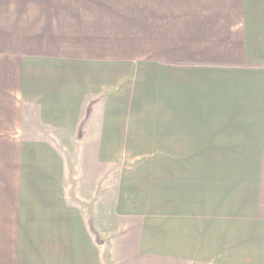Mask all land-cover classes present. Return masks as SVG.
Here are the masks:
<instances>
[{
  "label": "crops",
  "instance_id": "0c3cea01",
  "mask_svg": "<svg viewBox=\"0 0 264 264\" xmlns=\"http://www.w3.org/2000/svg\"><path fill=\"white\" fill-rule=\"evenodd\" d=\"M86 206L147 264L264 260V0H0V264H99Z\"/></svg>",
  "mask_w": 264,
  "mask_h": 264
},
{
  "label": "rangeland",
  "instance_id": "374dc122",
  "mask_svg": "<svg viewBox=\"0 0 264 264\" xmlns=\"http://www.w3.org/2000/svg\"><path fill=\"white\" fill-rule=\"evenodd\" d=\"M109 190L108 188V192ZM99 192L101 196L106 192V188L99 187ZM83 209L87 214L89 227H92L93 232L95 230L97 232L101 264H147L131 255L130 239L122 236L127 233L126 228L131 226L133 220L121 218L115 214L113 221H110L106 206H97V210L91 206L83 207ZM259 264H264V260H260Z\"/></svg>",
  "mask_w": 264,
  "mask_h": 264
}]
</instances>
